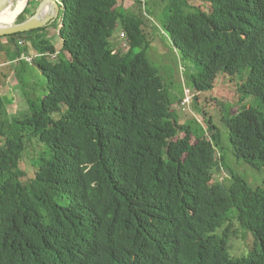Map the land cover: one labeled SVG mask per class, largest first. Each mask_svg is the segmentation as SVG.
Returning <instances> with one entry per match:
<instances>
[{
  "label": "trees",
  "instance_id": "16d2710c",
  "mask_svg": "<svg viewBox=\"0 0 264 264\" xmlns=\"http://www.w3.org/2000/svg\"><path fill=\"white\" fill-rule=\"evenodd\" d=\"M59 3L60 49L39 32L0 38V68L16 61L24 81L30 44L46 79L43 98L25 95L23 117L0 116V264H264V184L235 173L215 180L217 167L228 169L217 159L222 134L211 116L210 137L179 121L143 47L146 22L123 0ZM207 3L170 0L164 28L182 58L202 66L197 93L250 69L241 90L259 105L222 122L233 156L261 170L264 0ZM38 5L29 0L18 22ZM118 24L127 52L110 47ZM35 142L47 150L30 178L24 156ZM234 237L249 251L235 256Z\"/></svg>",
  "mask_w": 264,
  "mask_h": 264
},
{
  "label": "rangeland",
  "instance_id": "374dc122",
  "mask_svg": "<svg viewBox=\"0 0 264 264\" xmlns=\"http://www.w3.org/2000/svg\"><path fill=\"white\" fill-rule=\"evenodd\" d=\"M36 2L39 4L41 0H36ZM141 2V5H139L127 0L126 6H124L140 15L144 22H146L145 27H143L146 37L143 47L149 45L146 52L147 58L155 67L160 69L165 86L174 103L173 109L176 111L179 121L191 124L200 134L210 137L212 133L207 128L205 120H207L208 116H211L214 124L222 134V144L217 150V159L224 156V164L228 169L224 168L223 164L219 168L217 167L215 170V180L226 185L230 182L231 173H235L246 179L251 187L263 185L264 169L256 170L244 162L238 161L233 156L232 148L230 147L229 131L222 122V118L228 115V112L233 115L245 107L249 108L259 105L260 101L257 98L248 97L241 90L250 69L247 67L235 76L221 74L212 91L197 93L193 81L195 77L197 78L201 75L202 66H199L192 58L184 60L182 53L173 46L170 35L164 28L170 0H143ZM181 2L203 10L208 8L207 0H181ZM25 9L19 18L25 12ZM61 17L58 19L57 24L61 22ZM46 34L48 40L60 49L61 45L58 40L56 27ZM109 43L111 49L114 51L125 49L127 52L129 50L126 35L119 24ZM30 48L31 45L27 44L22 48V51H26L23 56L32 60L34 57L30 54ZM141 48H138L137 52H141ZM50 61L55 62L53 58ZM22 63L27 72L25 73L26 77L23 76L25 83L13 72V69L16 70V61L6 64L5 68H0V97L5 107L4 113L0 112V116H6V119L10 121L13 117L21 118L27 113L28 107L25 95L34 98L36 101L46 95V79L33 64L27 65L24 61ZM19 71L17 70L16 74ZM21 80L25 88L20 87L19 83ZM187 92L190 93V95H187V99L192 100L191 104L187 101L183 102ZM15 102H17L16 107ZM183 107L185 108L184 110ZM3 120H5V117ZM10 121L9 124H11ZM4 139L5 137L0 136V146L3 145ZM46 150L35 142L25 154L23 167L30 178L33 175V162L44 156ZM230 243L232 244V251L235 256L243 255L244 252L249 251L245 249L246 242L241 238L234 237Z\"/></svg>",
  "mask_w": 264,
  "mask_h": 264
},
{
  "label": "water",
  "instance_id": "95a60500",
  "mask_svg": "<svg viewBox=\"0 0 264 264\" xmlns=\"http://www.w3.org/2000/svg\"><path fill=\"white\" fill-rule=\"evenodd\" d=\"M18 1L20 0H0V16L3 15L7 10L12 9L18 3ZM28 1L29 0H27V3ZM61 11L62 6L60 5L59 0H41L35 14L27 21L19 25H13L19 18V15L11 25H0V38L26 34L47 28L58 21Z\"/></svg>",
  "mask_w": 264,
  "mask_h": 264
},
{
  "label": "bare ground",
  "instance_id": "6f19581e",
  "mask_svg": "<svg viewBox=\"0 0 264 264\" xmlns=\"http://www.w3.org/2000/svg\"><path fill=\"white\" fill-rule=\"evenodd\" d=\"M26 4L27 0L18 1V3L12 9L7 10L3 15L0 16V25L9 26L14 23L16 18L24 11Z\"/></svg>",
  "mask_w": 264,
  "mask_h": 264
},
{
  "label": "flooded vegetation",
  "instance_id": "af4514ba",
  "mask_svg": "<svg viewBox=\"0 0 264 264\" xmlns=\"http://www.w3.org/2000/svg\"><path fill=\"white\" fill-rule=\"evenodd\" d=\"M39 6V5H38ZM38 8V7H37ZM37 10V9H36ZM36 10L34 11L33 15L35 14ZM33 15L29 16L28 14L26 15H23V20L22 22H18V20H16L15 24L14 25H19L25 21H27L28 19H30ZM57 21L55 23H53L52 25L48 26L47 28H44V29H40V30H36V31H33V32H39L38 33V36H41V35H44V39H46L47 41L48 40V36H47V32H49L51 29H54L55 25H56ZM42 31V32H41Z\"/></svg>",
  "mask_w": 264,
  "mask_h": 264
},
{
  "label": "built area",
  "instance_id": "2783aa9c",
  "mask_svg": "<svg viewBox=\"0 0 264 264\" xmlns=\"http://www.w3.org/2000/svg\"><path fill=\"white\" fill-rule=\"evenodd\" d=\"M139 1H141V0H139ZM20 45H21V44H20ZM24 62H25L27 65H31V64H32V60H31L30 58L25 59ZM187 95H190V93L187 92V94H186V98L184 99L183 102L187 101L188 103L191 104L192 100L187 99ZM184 109H185V108L183 107V110H184Z\"/></svg>",
  "mask_w": 264,
  "mask_h": 264
},
{
  "label": "crops",
  "instance_id": "0c3cea01",
  "mask_svg": "<svg viewBox=\"0 0 264 264\" xmlns=\"http://www.w3.org/2000/svg\"><path fill=\"white\" fill-rule=\"evenodd\" d=\"M125 1H126V0H125ZM125 1H124V5L126 6V2H125ZM141 1H143V0H141ZM125 6H124V7H125ZM125 8H127V7H125ZM27 58H28V57H24L22 61H24V60L27 59ZM24 69H25V67H24ZM25 71H26V69H25ZM16 105H17V102H15V107H16Z\"/></svg>",
  "mask_w": 264,
  "mask_h": 264
}]
</instances>
